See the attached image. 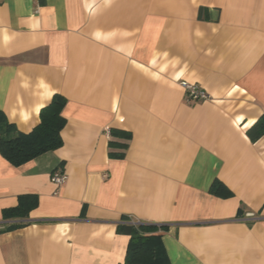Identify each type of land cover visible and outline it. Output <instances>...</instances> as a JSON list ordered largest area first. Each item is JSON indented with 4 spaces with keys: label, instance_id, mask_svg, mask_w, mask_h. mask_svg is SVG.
Segmentation results:
<instances>
[{
    "label": "crops",
    "instance_id": "1",
    "mask_svg": "<svg viewBox=\"0 0 264 264\" xmlns=\"http://www.w3.org/2000/svg\"><path fill=\"white\" fill-rule=\"evenodd\" d=\"M184 82L210 100L187 103ZM54 95L62 146L18 167L0 155V231L38 199L0 233V264H125L123 218L167 227L168 264H264V135L247 136L264 116V0H0V111L29 133ZM112 129L131 134L123 159Z\"/></svg>",
    "mask_w": 264,
    "mask_h": 264
},
{
    "label": "trees",
    "instance_id": "2",
    "mask_svg": "<svg viewBox=\"0 0 264 264\" xmlns=\"http://www.w3.org/2000/svg\"><path fill=\"white\" fill-rule=\"evenodd\" d=\"M38 6H44L46 0H36ZM66 100L54 95L51 102L39 112V123L29 133H21L15 125L8 122L0 111V155L14 167L21 166L39 156L59 149L63 142L62 129L66 124L62 110ZM264 135V116L247 131L251 142ZM131 139V134L122 130H110L108 156L123 159ZM210 192L218 197L227 198L230 192L220 183H214ZM38 206L36 195H22L15 208L4 210L2 218L10 223L0 233L25 228L29 225L31 211ZM165 225L134 222L123 218L116 226V233L129 237L125 264H168V258L162 244Z\"/></svg>",
    "mask_w": 264,
    "mask_h": 264
},
{
    "label": "built area",
    "instance_id": "3",
    "mask_svg": "<svg viewBox=\"0 0 264 264\" xmlns=\"http://www.w3.org/2000/svg\"><path fill=\"white\" fill-rule=\"evenodd\" d=\"M182 87L186 94L187 103L191 104L210 100L209 95L202 91L197 85L184 82L182 83ZM66 179L67 175L63 170L56 169L52 172L51 182L57 189L61 188L65 184Z\"/></svg>",
    "mask_w": 264,
    "mask_h": 264
}]
</instances>
